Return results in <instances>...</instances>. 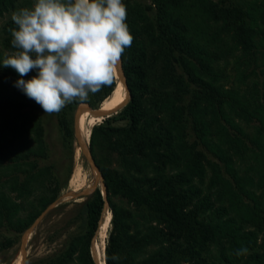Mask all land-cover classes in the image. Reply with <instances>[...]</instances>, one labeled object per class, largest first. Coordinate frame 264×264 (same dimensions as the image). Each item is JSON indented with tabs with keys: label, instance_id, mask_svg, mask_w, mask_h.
<instances>
[{
	"label": "trees",
	"instance_id": "16d2710c",
	"mask_svg": "<svg viewBox=\"0 0 264 264\" xmlns=\"http://www.w3.org/2000/svg\"><path fill=\"white\" fill-rule=\"evenodd\" d=\"M33 2L0 0V20L10 16L0 29V253L69 187L73 159L50 163L48 123L72 155L73 112L117 86L57 114L15 87L37 74L2 67L15 51L12 14ZM122 2L134 37L121 58L130 97L89 138L111 214L105 264H264V78L249 80L264 49V0ZM230 65L239 82L229 86ZM69 204L80 231L43 264H95L101 190L57 207Z\"/></svg>",
	"mask_w": 264,
	"mask_h": 264
},
{
	"label": "clouds",
	"instance_id": "9594fccd",
	"mask_svg": "<svg viewBox=\"0 0 264 264\" xmlns=\"http://www.w3.org/2000/svg\"><path fill=\"white\" fill-rule=\"evenodd\" d=\"M12 20L15 51L2 67L20 77L36 71L14 86L48 114L111 86L134 40L122 0H34L31 8L14 12ZM247 251L242 248L237 255Z\"/></svg>",
	"mask_w": 264,
	"mask_h": 264
},
{
	"label": "rangeland",
	"instance_id": "374dc122",
	"mask_svg": "<svg viewBox=\"0 0 264 264\" xmlns=\"http://www.w3.org/2000/svg\"><path fill=\"white\" fill-rule=\"evenodd\" d=\"M9 17V14H5L0 20V29ZM259 52L261 55L258 54V60L256 61V74L258 77L256 78L255 75H252L250 76L249 80L256 79L262 84L264 78V74L262 73V70L264 69L263 47H260ZM226 74L228 76L227 85L230 86L231 84L239 82V79L237 78V72L231 65L226 68ZM249 80L247 79L246 81L248 82ZM125 95V89L120 82H117V86L113 94L101 104V107L111 106L113 108L124 99ZM75 111L73 112L72 118H74ZM101 121V119L90 118L84 131L87 141L89 139L91 128ZM116 124L122 125L123 123L119 122ZM46 139L50 147V163L66 166L70 164V158L72 157L73 159L72 176L70 178L68 188L78 191L83 188H87L94 183L95 173L92 171L88 163L83 159L79 149L73 142V154L71 155L69 153L68 149L63 144L57 127L52 121L47 125ZM98 187L101 188L100 183H98ZM76 210L77 206L69 204L63 208H58L56 206L43 215V217L29 231V234L23 244V249L25 251L24 264H43L42 261L55 255L64 248L67 238L70 235L76 234L80 231L79 223L69 225V221ZM110 217L111 214L108 212V214L104 216L102 224H104ZM102 232L103 227L101 233L98 235V245L97 249L95 250V255L98 254L97 257L101 260V263L104 256L105 241L108 235V232L106 234ZM2 234L5 236H12L11 233H6L4 231ZM22 234L17 237L16 243L12 248L0 253V264H18L19 261L23 259L21 252Z\"/></svg>",
	"mask_w": 264,
	"mask_h": 264
},
{
	"label": "water",
	"instance_id": "95a60500",
	"mask_svg": "<svg viewBox=\"0 0 264 264\" xmlns=\"http://www.w3.org/2000/svg\"><path fill=\"white\" fill-rule=\"evenodd\" d=\"M115 79H116V82L121 83V85L123 86V88L126 91V95H125L123 101H121L114 108L105 109V110L102 109L101 104L97 108H91L87 104H81L76 109L75 114H74V118H73V137H74L73 142L76 145V147L79 149L80 154L83 157V159L88 163V165L91 167L92 171L95 173L94 183L92 185H90L89 187L83 188V189L78 190V191L72 190L70 188L63 190L57 196V198L32 223V225L23 232V234L21 236V252H22V256H23V259L21 260V264H24V262H25V258H24L25 251L23 249V244H24V242H25V240L29 234V231L33 228L34 225H36V223L43 217V215L45 213H47L49 210H51L52 208H54L60 204H64V203H79V202L86 200L90 195H92V193L96 190V188H98V183H100L101 194L103 195V198H104L103 213L107 212L108 201H107L106 187L104 184L103 176H102V173H101L98 165L96 164V162H95V160L91 154V151L89 148V139H88V141H86L83 138V136L79 130V122L81 121L83 115H85V114L89 115L90 117H92L94 119L103 120L105 118H109V117L115 115L127 103L128 99L130 97V93H129V90H128L127 85H126V79H125V75H124V72L122 69L121 61L118 64L117 75H116ZM89 138H90V134H89ZM102 216H103V214H102ZM97 233L98 232L95 233V235L92 239V244L95 242V240L97 238ZM91 256L93 258L94 263L97 264L96 260L94 258L93 252H92V245H91ZM104 263H105V254H104Z\"/></svg>",
	"mask_w": 264,
	"mask_h": 264
},
{
	"label": "bare ground",
	"instance_id": "6f19581e",
	"mask_svg": "<svg viewBox=\"0 0 264 264\" xmlns=\"http://www.w3.org/2000/svg\"><path fill=\"white\" fill-rule=\"evenodd\" d=\"M122 101H123V100H122ZM111 108H112L111 106L102 107V109H104V110H105V109H111ZM113 108H114V107H113ZM90 118H92V117H90L89 115L85 114V115L82 117L81 121L79 122V130H80V132H81L83 138H84L86 141H87V139H86V136H85V132H84V131H85L86 125L88 124V121L90 120ZM108 212H109V211L104 212L102 217L104 218V216H106V215L108 214ZM110 218H111V217H110ZM110 218L107 219V221H106L104 224H102V223H103V219H102L101 222H100L99 229H100L101 224H102L103 232H104L105 234L109 231V227H110ZM103 232H102V233H103ZM98 233H99V231H98ZM98 233H97V238H96L95 242L92 244V252H93V255H94V258H95L97 264H105V263H104V256H103L102 263H101V260L97 257L98 254L95 255V250L97 249V245H98ZM18 264H21V261H19Z\"/></svg>",
	"mask_w": 264,
	"mask_h": 264
}]
</instances>
